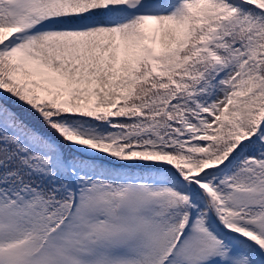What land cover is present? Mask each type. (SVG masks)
<instances>
[{
    "label": "snow or ice",
    "instance_id": "6c2138e0",
    "mask_svg": "<svg viewBox=\"0 0 264 264\" xmlns=\"http://www.w3.org/2000/svg\"><path fill=\"white\" fill-rule=\"evenodd\" d=\"M0 264H264V0H0Z\"/></svg>",
    "mask_w": 264,
    "mask_h": 264
}]
</instances>
